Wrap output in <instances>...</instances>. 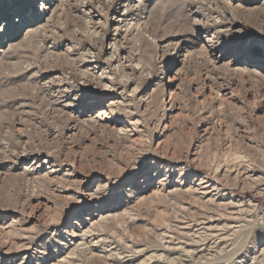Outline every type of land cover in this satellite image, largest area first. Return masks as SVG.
Masks as SVG:
<instances>
[{
    "label": "rangeland",
    "instance_id": "374dc122",
    "mask_svg": "<svg viewBox=\"0 0 264 264\" xmlns=\"http://www.w3.org/2000/svg\"><path fill=\"white\" fill-rule=\"evenodd\" d=\"M0 264H264V0H0Z\"/></svg>",
    "mask_w": 264,
    "mask_h": 264
}]
</instances>
